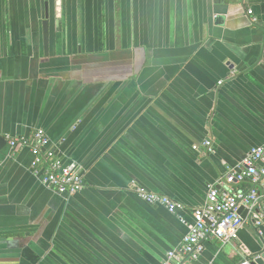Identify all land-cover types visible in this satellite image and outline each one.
Here are the masks:
<instances>
[{"label": "crops", "instance_id": "1", "mask_svg": "<svg viewBox=\"0 0 264 264\" xmlns=\"http://www.w3.org/2000/svg\"><path fill=\"white\" fill-rule=\"evenodd\" d=\"M42 1L0 0V264H163L208 185L264 146V0H47L46 46ZM37 129L81 192L45 188L5 142ZM202 245L191 264H238L264 256V226Z\"/></svg>", "mask_w": 264, "mask_h": 264}, {"label": "built area", "instance_id": "2", "mask_svg": "<svg viewBox=\"0 0 264 264\" xmlns=\"http://www.w3.org/2000/svg\"><path fill=\"white\" fill-rule=\"evenodd\" d=\"M247 14L252 15L251 10ZM252 22L256 19L251 17ZM9 149L16 153L21 147L30 149L33 160L30 166L42 185L66 196H73L84 188V172L75 162H68L46 149L48 138L37 129L28 138L7 137ZM211 141L202 143L206 151L211 149ZM194 150L197 147H193ZM264 146L251 149L242 161V169H231L221 182L228 186L220 190L217 185H208L204 204L192 211V223L186 224L188 232L180 245L166 254L163 264L195 262L203 251V241L214 239L221 245L237 241L239 231L244 225L254 228L259 234L264 226ZM218 183V185L221 184ZM242 184L248 187L241 189ZM137 197L147 205L160 206L171 214H177L184 205L171 198L147 192L131 183ZM244 213V217L242 214ZM257 257L244 259L238 264H252Z\"/></svg>", "mask_w": 264, "mask_h": 264}, {"label": "water", "instance_id": "3", "mask_svg": "<svg viewBox=\"0 0 264 264\" xmlns=\"http://www.w3.org/2000/svg\"><path fill=\"white\" fill-rule=\"evenodd\" d=\"M228 3V1H225ZM61 4L62 0H55L56 5V12L60 13L61 11ZM41 11H42V29H43V38H44V45L46 46L47 43V35H48V13H49V5L47 0H43L41 4ZM2 139H0L1 141ZM242 217H244V213L242 214ZM257 259H255L252 264H264V256H256ZM186 264H191L190 262H187Z\"/></svg>", "mask_w": 264, "mask_h": 264}]
</instances>
